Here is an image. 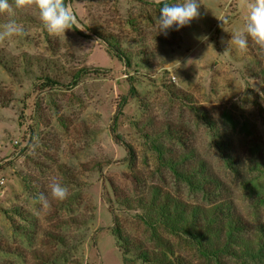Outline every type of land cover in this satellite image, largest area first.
<instances>
[{"label":"rangeland","instance_id":"374dc122","mask_svg":"<svg viewBox=\"0 0 264 264\" xmlns=\"http://www.w3.org/2000/svg\"><path fill=\"white\" fill-rule=\"evenodd\" d=\"M177 2L66 0L81 27L65 37L17 11L27 35L0 43V264H215L185 222L220 203L242 227L222 263L264 264V50L230 43L250 0H199L165 35Z\"/></svg>","mask_w":264,"mask_h":264},{"label":"clouds","instance_id":"9594fccd","mask_svg":"<svg viewBox=\"0 0 264 264\" xmlns=\"http://www.w3.org/2000/svg\"><path fill=\"white\" fill-rule=\"evenodd\" d=\"M200 6L199 0H182L172 5L165 4L160 9L159 32L166 35L173 27L179 30L190 25L193 20L200 17ZM18 10L38 14L42 25L52 36L65 37V33L74 26L81 27L70 3H66V0H0V15L7 18L5 23L0 24V43L27 35L24 27L15 19ZM247 11L243 30L232 34L230 43L244 52L251 39L255 45L264 50V0H250ZM168 65L174 73L182 66L178 59ZM48 187L53 200L62 202L68 198V188L55 177L50 178ZM36 202L40 205V213H46L51 208L50 201L44 194H40Z\"/></svg>","mask_w":264,"mask_h":264},{"label":"trees","instance_id":"16d2710c","mask_svg":"<svg viewBox=\"0 0 264 264\" xmlns=\"http://www.w3.org/2000/svg\"><path fill=\"white\" fill-rule=\"evenodd\" d=\"M204 119L206 120V116H204ZM207 124L210 126L211 130L215 131L214 124L210 120L207 121ZM113 133H115L114 130ZM217 138L221 140L224 139L222 135H218ZM227 147L228 143H223L222 146L219 145L220 150H224L222 151L224 155L228 154ZM233 165V161L231 160V162H229L231 169H233ZM205 183L211 186H219L218 182L213 181L209 177H205ZM221 206L222 203L212 206L209 209H200L199 207L194 208L191 210L190 222H188V220L185 222L188 235H190L191 238H193V241L199 245L198 247L200 250L203 249L211 253V256L208 257L210 258V261L212 260L215 264H223L221 258L222 255H232L234 258L238 257L236 256L237 254L235 251L231 249V241L234 240V235L240 233L238 228H242L241 224L238 222L239 219L230 212V210H228L226 214H223L224 208ZM257 231L259 234V236H257L259 249L257 250L256 257H262L264 256V226L259 225ZM225 237L229 239H226ZM140 256L144 261H149V255L146 251H143Z\"/></svg>","mask_w":264,"mask_h":264}]
</instances>
